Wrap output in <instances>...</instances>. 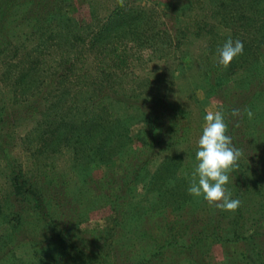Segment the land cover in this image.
Segmentation results:
<instances>
[{"label": "rangeland", "instance_id": "rangeland-1", "mask_svg": "<svg viewBox=\"0 0 264 264\" xmlns=\"http://www.w3.org/2000/svg\"><path fill=\"white\" fill-rule=\"evenodd\" d=\"M86 1L56 0V14L84 22L89 20L92 7L99 19L121 7L117 0H90L89 5ZM124 5L125 9L133 11V18L139 17L137 25L142 30L151 27L149 34L152 36L139 40L126 34L118 41L119 46L116 42L115 47L126 55V61L108 70L113 72L110 82L126 97L135 94L143 98L146 110H153L159 101L165 102V108L171 109L172 116L177 114L184 129H173V138L162 150L151 153L156 156L138 171V176L132 174V168L127 167L129 172L121 169L132 165L128 160L136 159V155L142 158L149 154L143 146L147 121L135 109L125 110L124 115L120 108L108 106L111 112L116 111L120 121V129H114L115 146L110 150L114 162L111 165H100L95 157L87 161L86 148L82 145V152L77 148L79 140H71L69 146L41 145L40 131L44 122L40 113L56 119L64 107L63 101L69 100L67 91H79L84 84L72 80L66 84L61 79L63 86L57 88V85L47 86L42 81L43 91L36 96L32 89L19 93V89H14L13 78L18 69L27 65L26 62L16 64L25 57L39 58L40 54L50 59L59 49L49 48L45 38L37 42L28 28L22 27V31L19 28L10 39L6 33V42L10 40L11 43L0 45V264H113L114 252L122 254V258L131 256L129 262L119 264H137L166 232V239L174 247L188 244L193 234L197 236L198 229L185 224V220L179 221L178 217L190 218V215L211 208L209 204L203 205V197H194L187 191L197 163L195 154L203 117L208 109L222 111L225 117L224 103L234 97L236 102L245 103L244 110L253 112V118L249 119L241 110L240 116L233 117L235 124L231 133L227 132L232 144H236L234 147L243 151L239 167L229 174L226 185L232 198L241 203L234 212L218 210L224 218L222 223L217 228L207 226L202 231L205 241L198 245L208 248L210 264H264V186L256 189L249 185L254 140L264 161V36H261L264 29L259 31L258 27L256 30L255 19L250 31L242 30L235 36V40L243 42V53L230 63L236 72L228 75L226 68L218 63L216 50L230 38L232 23L223 24L210 17L212 9L225 6V0H124ZM25 7L14 11L12 19L25 11ZM198 21L207 25L208 33L196 28ZM143 22L147 24L143 26ZM24 33L26 38L17 37ZM115 47L105 46L100 52H115ZM12 48H16L15 56L11 54ZM80 50L84 59L87 58L88 73L95 75L99 70L92 65V57L84 51L85 47ZM50 64L55 67V63ZM53 67L45 70L39 66L37 70L40 74L54 73ZM45 80L49 79L45 77ZM97 84L93 88L100 98L91 93L93 88H82L88 95H80L76 104L64 107L66 120L79 118L84 109L93 110L98 102L102 103L100 91L109 85L107 81ZM226 91L230 95H223ZM254 91L258 94L251 96ZM242 94L246 95V101ZM108 102L105 104H110ZM153 114H157L155 110ZM118 136L125 139L119 141ZM95 140H90V147L99 144L98 139ZM50 142L51 138L47 143ZM9 166L41 193L48 214L47 223L46 219H32L29 208L25 207L17 229L10 231L6 213H3L9 209L6 199L10 191ZM158 169L164 181L159 179ZM172 188L178 198L182 197L169 204L161 194ZM118 190L120 197L115 199ZM218 211L213 209L209 213ZM257 220L260 223L254 226ZM52 224L67 233L63 247L51 236ZM257 231L260 233L255 240L258 248H244L242 256L237 255V251H229V246L234 251L233 245L227 243L225 248V239H230L233 233L242 237ZM97 232L107 236L98 239ZM100 245L102 251H96ZM73 246L83 254L76 255ZM238 246L241 247L239 242ZM172 250V247L167 248L163 264H185L184 255L176 257ZM228 252L233 257L236 254V259L230 258Z\"/></svg>", "mask_w": 264, "mask_h": 264}, {"label": "trees", "instance_id": "trees-1", "mask_svg": "<svg viewBox=\"0 0 264 264\" xmlns=\"http://www.w3.org/2000/svg\"><path fill=\"white\" fill-rule=\"evenodd\" d=\"M234 1H236V3H234ZM86 3L89 5L90 0L86 1ZM56 4V0H4V2L0 3V45L5 46V44L10 42V40L6 42V33L10 39L19 28H21L22 31V27H24L25 29H29L30 34L37 39V42H42L43 38H45L49 48L59 49V53L52 55L50 59H48L47 55L40 54L39 58L38 56L37 58L25 57V60L19 61L16 65H21L26 62L27 66L26 68L18 69L16 71L17 73L13 78L14 89H19L17 90L19 93H24L25 91L32 89L34 90L33 95L36 96L37 93L43 91L40 86L43 83L42 81L46 82L47 86L57 85V88H59L61 79H64V82H67L66 84L72 81L74 83H82L84 84L82 88H87V86L93 88L97 82L98 84H101L106 83L107 81L109 87L100 91L102 103L98 102V106L93 110H88L87 108L84 109V111L80 113L79 118L74 117L72 121L66 120L65 114H67V112L64 111V107L76 104L79 101L80 95H88V91L85 93L82 88L79 91H64V93L67 91L69 100L67 102L63 101L64 110L62 109L60 111L56 119H50L49 115L41 112V120L44 122V127L40 131L41 145L49 147H59L63 145L69 146L71 140H79L77 142V148L81 152L83 151V148L81 147L82 145L86 148L87 161L91 162L93 157H95L98 164L105 166L111 165L114 160L111 158L112 153L110 150L114 149V134L115 130L118 131V129H120V121L116 111L111 112L108 106L115 109L120 108L124 115H126L125 110L130 111V109H135L137 110V114L141 115V118L146 119L147 121L145 123L147 127L143 133V146L146 152L149 151V154L142 156V158H139L136 155V159L131 158V160H128V162L132 161V165H127L125 168L121 169L126 172L128 171L127 167L128 169L132 168L133 173H130L138 176V171L144 165H147L150 159H153L156 156V154L153 155L151 153L162 150V146L165 145L169 139L173 138V129H184L177 114L172 116L170 114L171 109L168 110L167 107L165 108V102L159 101L153 108L157 114H153V110L145 109L147 106L145 105L143 98H140V96L135 94L126 97L124 94L120 93L115 84L110 82L113 72H109L108 70L114 65H121L126 61V55L121 51H118L115 47L116 42L119 46L118 41L126 34L131 37H137L139 40L150 39L152 36V34H149L151 32V27L147 30H142V28L137 25L139 17L133 18V11L130 8L128 10L125 9V5L112 10L108 15L102 17V19L97 17L94 12V7H92L89 12V20L83 22L82 20H77L65 14H56ZM23 5L26 6L25 11H21L18 16H15L12 19L14 16L13 12ZM27 6H30L31 9H28ZM210 17L213 19L217 18L220 22L222 21L223 24H227V22L230 21V23H232L230 28V38L235 40V36L241 34L242 30L245 32L250 31V28L255 25V19L257 22L256 30L258 27L259 31L264 29V0H225V6H221V9H219L218 6L212 9ZM141 24L145 26L147 22ZM195 26L198 30L204 29L206 33L209 32L207 25H204L201 21H198ZM20 36L23 38L27 37L25 33L17 35V37ZM261 36H264V30L263 33H261ZM101 46L103 48L105 46L111 48L114 46L116 50L115 52H100L102 48ZM82 47H85L86 50L84 51L88 53V56L92 57V65H96L99 70L98 72L94 71L96 73L95 75H90L88 73V68H86L87 65L85 64L87 58L84 59V53L80 50ZM0 52L2 51L0 50ZM11 54L14 56L16 55V48H12ZM49 63H55V67L50 64V66L55 69V72L40 74L37 68L42 66L45 67V70L46 68L51 69ZM16 65L11 64L10 66ZM226 72L228 75L232 72H236L235 68L233 69V64L228 65ZM56 75H58L56 78L58 81L54 80ZM45 77L49 80L46 81ZM86 79L89 80L90 84H88V80ZM95 89L93 88L91 93L95 94L96 98H100ZM49 91L51 90H48L47 92ZM112 94H114L113 98H111ZM224 94L230 95L227 91L226 93L223 92V95ZM256 94L258 93L254 91L251 96H255ZM245 96V94L241 95L244 101L247 99ZM107 101H109L108 103L110 104H105ZM244 106L245 103L241 100L236 102L235 97L231 100L228 99L226 104L224 103V110L226 109L225 122L228 124L229 133H231L235 124V121L233 120L234 116L231 115L232 110L240 109L241 111L244 110ZM164 112H168V114H165ZM181 125L182 127L179 128L178 126ZM116 133L118 135V132ZM50 138L51 142L48 144L47 142ZM96 138L98 139L97 142H99V144L94 148L90 147V140L96 141ZM117 139L121 141L125 138H120L118 136ZM233 146H236V144ZM251 151L250 162L253 166L249 169L251 172L249 174V185L250 187L261 189L264 186V161L260 158V155L263 153H259L258 144L255 140L252 142ZM158 173L159 169L157 170V174ZM158 175L159 179L164 181L162 174ZM252 175L253 177H251ZM8 182L10 185V191L6 194V199L9 209L5 210L3 213H6L4 215H6L7 225L10 231L14 232L17 229L20 214L25 207L27 209L29 208L33 217L32 219H46L47 223L48 214L44 210L45 202L43 196L41 193H38L34 188V185L28 182L23 175H20L19 171L14 169L13 166H9ZM125 183L127 184L126 180ZM162 190H164V187H162ZM119 193L120 190L116 192L115 196L117 198L115 199H119ZM161 195L165 196V199L167 198L169 204H172V200L176 201L182 197L180 196V198H178L173 188L169 191L167 190L165 194ZM205 202L206 201L203 199L202 203L207 207L208 203ZM208 206H211V208L202 210L199 214L195 213L190 215V218L178 217L179 221L185 220V224L195 225L196 229H198L197 236L195 237L193 234V241L190 240L188 244L184 245L177 244L174 247V244H172L169 239H166V232L165 234L160 235L158 243L155 241L154 247L147 251L137 264H163L167 248L169 247L173 248L172 254H175L176 257L178 255H184L185 264H210L208 260V248L205 249L198 244L202 240L205 241L202 239V236L205 237L202 231H205L207 226L217 228L224 218L221 216L222 213H219L218 211L220 209H217L214 205ZM213 209L218 212L210 214L209 211H212ZM0 214H2L1 209ZM237 214H239L238 211ZM228 223L231 225V222ZM259 223L260 222L257 220L254 226H257ZM173 229L174 226H171L170 230ZM66 234L67 233L60 231L55 224L51 225V236L54 237L53 240L58 242L62 247L64 245L63 242ZM258 235H260L258 231L253 235L242 237L233 233L230 239H225V248L227 243L233 245L234 251L233 248L228 245L229 251H237L236 254L242 256L243 250L245 251L244 248H258L259 244L255 241ZM106 236L107 235L102 232L96 233V238L98 239H105ZM238 242L241 247L238 246ZM76 247L77 246H73L74 249L72 250L75 251L76 255H80L81 251L79 248L76 249ZM101 249L102 245L97 246L96 251H102ZM84 253H86V251H84ZM114 253L113 264L129 262L131 256H124L122 258V254ZM81 254H83V252ZM228 254L230 258L232 257L236 259V254L234 257L229 252ZM176 257L174 261H176ZM235 262L236 261H234V263Z\"/></svg>", "mask_w": 264, "mask_h": 264}, {"label": "clouds", "instance_id": "clouds-1", "mask_svg": "<svg viewBox=\"0 0 264 264\" xmlns=\"http://www.w3.org/2000/svg\"><path fill=\"white\" fill-rule=\"evenodd\" d=\"M117 3L124 6V0H117ZM243 47L242 41L227 39L216 50L218 63L227 68L243 53ZM244 112L249 119L253 118L250 109H245ZM231 115L240 116V109H233ZM203 120L202 134L195 154L197 163L187 191L194 197H203L209 205H214L217 209L234 212L241 202L232 198L226 185L229 183V174L238 169L243 151L234 147L232 138L227 135L228 124L222 111L208 109Z\"/></svg>", "mask_w": 264, "mask_h": 264}]
</instances>
